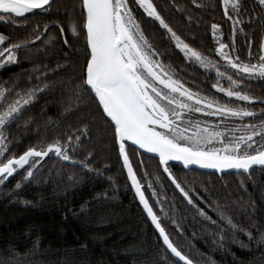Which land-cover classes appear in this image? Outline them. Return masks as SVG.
I'll return each instance as SVG.
<instances>
[{"label": "trees", "instance_id": "obj_1", "mask_svg": "<svg viewBox=\"0 0 264 264\" xmlns=\"http://www.w3.org/2000/svg\"><path fill=\"white\" fill-rule=\"evenodd\" d=\"M128 2L148 40L160 53L159 58L173 70L176 79L221 104L250 107L257 116L247 118L249 122L264 119L259 115L264 102L236 100L213 88L212 84L217 82L215 70L203 69L187 60L158 21L148 17L135 0ZM153 3L178 35L213 63L219 61L221 71L227 70L239 78L215 51L218 42L229 45L226 52L233 58L239 57L240 62H249V51L251 62H257L260 45L264 43V7L259 0H239L242 23L236 26L235 33L232 21L224 15L222 0H196L195 4L192 0H153ZM229 14L236 18L231 8ZM17 20L20 22L0 21V34L6 37L3 47L24 42L15 50L14 63L0 65V85L12 89L9 101L15 98L17 89L40 90L7 122L6 155L2 159L18 156L28 146L49 142L57 136L79 135L82 143L75 151L69 149L76 162L52 153L33 169L32 177L26 178L23 168L0 180V261L177 264L178 258L166 249L127 177L118 146L112 143L97 102L92 94L76 98L85 41L83 33L73 35L69 21L82 22L81 0H52L51 8L33 10ZM214 23L220 25L215 37L211 27ZM241 27L243 32L239 31ZM240 75L244 77L243 73ZM220 83L229 87L225 78ZM236 90L264 98V78L245 77ZM84 124L88 126L87 132L81 135ZM260 140L264 143V137ZM126 150L162 226L195 264H264V241L260 239V233H264V168L253 166L249 174H244L197 165L185 169L180 162L172 161L173 175L193 199L194 203L189 204L158 167L157 155L130 142ZM89 151L95 157L89 158L91 170L78 163ZM153 188L156 195L152 194ZM217 205L234 223L252 231L253 238L227 227L219 218ZM161 207L166 215L160 212ZM198 208H203L211 220L201 216Z\"/></svg>", "mask_w": 264, "mask_h": 264}, {"label": "snow or ice", "instance_id": "obj_2", "mask_svg": "<svg viewBox=\"0 0 264 264\" xmlns=\"http://www.w3.org/2000/svg\"><path fill=\"white\" fill-rule=\"evenodd\" d=\"M195 4L196 0H192ZM136 5L170 34V40L175 42V48L183 56L194 61L203 69H214L217 82L212 87L218 89L229 98L245 102H264V98L248 94L247 91L236 90L246 77L264 78V43L260 45V54L257 62H251L252 53L249 51V62H240L239 57L233 58L224 49L229 47L218 42L215 51L223 58L229 69L235 70L234 78L229 71H221L219 61L213 63L208 56L192 47L185 39L165 21L157 10L153 0H135ZM224 15L233 23V33L236 26L242 21L239 19V0H222ZM52 0H0V21L20 22L25 14L33 10L51 8ZM264 6V0H259ZM229 8L236 13L234 19L229 14ZM82 22L69 21V29L73 35L83 33L85 41V58L81 62L77 99L83 94H92L97 102L101 118L111 132L112 143L118 146V155L122 159L123 168L127 170V177L143 205L144 211L150 218L152 225L158 231L166 249L173 257L178 258L177 264H195L194 260L186 255L170 238L162 226L161 217L153 210L146 198L140 181L138 180L130 162L126 145L158 156V167L162 168L171 183L183 195L189 204L193 199L189 191L182 186L180 180L173 175L170 162H180L185 169L197 165L202 168L222 171L235 169L238 172L249 174L253 166L264 168V143L257 144V136L264 137V119L257 123H241L228 127L227 122L244 118L255 119L257 112L248 106L221 104L218 100L204 96L192 88L187 87L181 80L176 79L173 70L160 59V53L153 47L145 35L140 22L133 14L128 0H81ZM48 25H45L47 28ZM213 36L220 28L212 24ZM63 32L64 28L61 27ZM243 32V28L239 29ZM38 39V37H33ZM6 40L0 34V65L5 62L12 63L17 60L16 49L24 42L8 43L2 47ZM68 43L67 39L64 41ZM234 50V42H233ZM241 73L244 77H241ZM225 78L229 87L225 88L220 79ZM40 89H27L19 91L9 101L8 96L12 89L0 85V175H12L17 169L26 168V178L33 176V169L40 164L50 153L63 160H73L69 149L75 151L82 143L79 135L57 136L49 142L40 141L37 145H30L20 155H13L6 160V137L4 128L7 122L14 119L23 105L28 104L34 93ZM194 114L208 117H218V120H202ZM259 115L264 116V109ZM84 133L87 124L83 125ZM240 131L241 134L236 133ZM95 159L93 152L89 151L85 159L78 163L91 170V160ZM142 163V162H141ZM148 175L147 172L144 173ZM159 180V176L156 177ZM243 185V180H241ZM152 187L151 183L148 185ZM207 191V189H205ZM152 194L156 195L153 188ZM157 203H160L157 201ZM220 220L233 231L246 233L251 239L253 233L246 227L233 222V219L219 205L216 206ZM201 216L211 220L203 208H198ZM160 212L164 213L163 207ZM166 215V213H164ZM175 223V221H173ZM215 224V221H212ZM252 221H249L251 224ZM223 237H221L222 239ZM264 241V233H260ZM165 262H166V258ZM0 264H12L11 259L0 261Z\"/></svg>", "mask_w": 264, "mask_h": 264}, {"label": "rangeland", "instance_id": "obj_3", "mask_svg": "<svg viewBox=\"0 0 264 264\" xmlns=\"http://www.w3.org/2000/svg\"><path fill=\"white\" fill-rule=\"evenodd\" d=\"M264 7V6H263ZM0 13H2V12H0ZM3 47V46H2ZM0 50H2V48H0ZM224 51L226 52V50L224 49ZM5 63H8V62H5ZM14 63V62H13ZM203 95V94H202ZM205 96V95H204ZM196 117H199L200 119H202V120H209V119H212V120H218L219 118L218 117H208V116H206V115H202V114H194ZM241 123H244V124H247V123H249V121H247V118H244V120L243 121H241V120H239V119H236V120H233V121H228L227 122V126L228 127H233L234 125H239V124H241ZM252 123V122H251ZM237 135H240L241 134V132L240 131H238L237 133H236ZM261 138H263V137H261V136H257V137H255L254 139H256V141H257V144H261L262 142H261ZM131 143V142H130ZM144 151H146V150H144ZM147 152V151H146ZM50 154H52V153H50ZM54 154V153H53ZM152 154V153H151ZM154 155H156V154H154ZM210 169V168H209ZM18 170H20V169H17L16 171H18ZM215 170V169H214ZM226 170H235V169H226ZM226 170H222V171H226ZM217 171V170H216ZM219 172H221V171H219ZM15 173V172H14ZM13 173V174H14ZM11 176V175H10ZM9 175H7V174H3V175H0V180H5V179H7V178H9L10 177Z\"/></svg>", "mask_w": 264, "mask_h": 264}, {"label": "water", "instance_id": "obj_4", "mask_svg": "<svg viewBox=\"0 0 264 264\" xmlns=\"http://www.w3.org/2000/svg\"><path fill=\"white\" fill-rule=\"evenodd\" d=\"M155 228V227H154ZM156 230V229H155ZM156 232L158 233V231L156 230ZM158 235H159V233H158ZM160 237V236H159ZM161 238V237H160ZM161 240H162V238H161Z\"/></svg>", "mask_w": 264, "mask_h": 264}]
</instances>
